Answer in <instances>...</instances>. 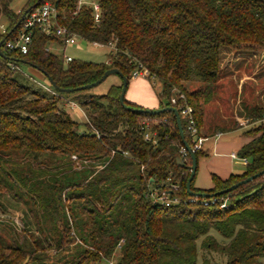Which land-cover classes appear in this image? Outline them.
<instances>
[{"label": "trees", "instance_id": "16d2710c", "mask_svg": "<svg viewBox=\"0 0 264 264\" xmlns=\"http://www.w3.org/2000/svg\"><path fill=\"white\" fill-rule=\"evenodd\" d=\"M44 1L56 7L58 24L89 43L112 47L107 60L65 61L45 49L60 39L37 30L27 53L7 50L23 12ZM76 1L26 0L15 11L11 0H0V193L24 201L43 237L30 241L23 220L22 239L14 230L12 243L0 237V264H197L199 257L211 264L213 256L222 259L218 264H264V173L222 194L190 196L191 159L180 152L172 111L124 108L116 74L119 82L103 94L73 91L86 117L78 122L64 106L65 92L45 76L47 90L22 70V64L37 65L60 88H74L117 68L128 87L141 65L148 80L160 82L158 108L180 111L187 104L200 129L222 50H264V0H98V25L88 6L75 13ZM188 83L200 87L189 91ZM124 103L141 107L126 98ZM251 113L254 122L262 118L264 96ZM180 120L190 143L186 119ZM245 133L252 138L237 152L248 161L244 171L226 178L212 173L208 189L194 186L195 173L192 191L215 193L264 169V122ZM200 154L195 151L197 169ZM170 184L178 186L170 190L179 201L153 202L151 190ZM19 189L28 199L15 195Z\"/></svg>", "mask_w": 264, "mask_h": 264}, {"label": "crops", "instance_id": "0c3cea01", "mask_svg": "<svg viewBox=\"0 0 264 264\" xmlns=\"http://www.w3.org/2000/svg\"><path fill=\"white\" fill-rule=\"evenodd\" d=\"M198 87L199 84H187L189 91ZM212 90L213 97L205 104L203 124L199 129L207 140L201 148L202 160L198 157V169L200 163L210 169V174H202V181L196 179L198 184L194 181V186L202 189L213 185L212 173L226 178L230 173H241L246 166L237 152L252 138L245 133L257 123L252 120V108L263 101L264 50L223 49L218 80ZM125 98L142 108L156 109L159 105L157 92L150 81L143 77L129 81ZM69 100L74 102L72 99H65V102ZM238 161L245 166L238 169L235 165ZM205 168L202 172H207Z\"/></svg>", "mask_w": 264, "mask_h": 264}, {"label": "rangeland", "instance_id": "374dc122", "mask_svg": "<svg viewBox=\"0 0 264 264\" xmlns=\"http://www.w3.org/2000/svg\"><path fill=\"white\" fill-rule=\"evenodd\" d=\"M25 1L26 0H11L10 6L15 11H19L24 5ZM2 21L6 23L3 18L1 19V22ZM48 46L53 53L59 56H62L63 54H65V55L71 56L74 59L94 61V62H105L107 60L109 52L112 49V47H109V46L93 45L92 43H89L82 39H78L74 44L66 45L65 48H63L62 45L57 44L56 42H51L48 44ZM22 70L25 72L26 75L32 77L37 83L44 85V86L47 85L46 77L42 73H40L38 70L34 69L31 66L25 65V64H22ZM132 79L133 78H131L130 81H132ZM149 81L152 84V88L158 93L161 87L160 82L157 79L156 80L150 79ZM118 82H119V77L115 73H112V74H109L99 84L93 87L87 88V89H83L81 92L86 93V94H103L108 90V88L112 84H115ZM192 84L200 85V83H192ZM75 94H76L75 92H68V93H63L62 95L64 96V99L73 100ZM69 102L71 101L69 100L68 103H66L65 100L63 101L64 106L69 112V114L71 115V117L78 122H83L84 120H86L84 109L80 105H78L76 101L74 102L76 103L78 107L75 106L77 108H74V107L72 108V106L69 105ZM258 124H259V121L256 123V125ZM256 125H254V127ZM199 160H202L201 156ZM235 165L237 166L238 169H241L242 167L245 166L240 161H238V163ZM78 167H79V164H78ZM203 168H205V166L204 165L202 166L200 163V168L197 169V172H196L195 181L196 179L202 181V178L204 179L202 174H210L209 173L210 169L205 168L207 172L206 171L202 172ZM207 178L209 179L208 175H207ZM196 183L198 184L197 181ZM15 195H20L23 199H28V196H29L27 192L22 193L20 189L15 192ZM28 209L29 208L24 203V201H22L18 196H14L10 191H5V192L0 193V237L4 239L7 243L13 242L14 235L12 234V230H14L15 232H18L20 229H23V226H24L22 222L23 220H26V221L28 220L29 222L27 224L28 225L27 228H28L29 234H32V235L29 236L28 239L30 241H33L36 238H39V240H42L43 237L41 236V233L37 230L34 224L35 219H33L31 214H29ZM18 237L19 239H22L23 234L21 232H18ZM48 254L51 257L54 256V250L49 249ZM261 260L264 263V257ZM211 261H212L211 264H218L220 261H222V259L213 256ZM105 264H109V263L106 262ZM113 264H116L115 259L113 260ZM197 264H202L200 257L198 258Z\"/></svg>", "mask_w": 264, "mask_h": 264}, {"label": "built area", "instance_id": "2783aa9c", "mask_svg": "<svg viewBox=\"0 0 264 264\" xmlns=\"http://www.w3.org/2000/svg\"><path fill=\"white\" fill-rule=\"evenodd\" d=\"M88 6L91 8V15L94 24L98 25L101 17V6L98 0H77L75 13L78 12L83 6ZM57 11L56 7L49 1H44L41 4H38L32 7L20 21L19 31L14 35L13 39L7 40L5 43V48L9 51H18L22 54L27 53L30 43L32 42V35L34 30L43 32L47 36H56L60 39V43L55 41L57 44H60L65 48L68 44H74L80 38L77 34L70 32L66 27L60 25L56 21ZM1 32L5 31V26L0 24ZM83 40V39H82ZM93 45H101L97 42H92ZM47 51H51L49 46H46ZM62 58L65 61H70L71 56L62 55ZM148 72L140 65L132 72V78L143 77L146 78ZM44 86V85H43ZM47 90L50 88L48 85L44 86ZM180 97L183 98V95L180 94ZM171 102H175V98H171ZM69 105L72 107L77 106L75 102H69ZM179 116L181 115L186 119V132L190 139V148L193 152L200 150L202 148L203 142L207 140V137L202 135L196 126L195 120L192 117L191 106L185 105L180 108L178 111ZM264 122V113L262 118L259 119V122ZM145 139H149L150 135L148 132L144 134ZM181 154H187V151L182 146L180 147ZM235 156V154L233 155ZM75 158V156H72ZM244 163H247L246 158H242ZM169 186V187H168ZM176 184L166 185L165 188H154L150 192V197L153 202L159 203L161 205L168 206L172 203H177L179 199L175 196H172L170 189H177ZM216 199L213 198L212 202ZM222 204L221 206H223ZM109 264H113L112 260L108 261Z\"/></svg>", "mask_w": 264, "mask_h": 264}, {"label": "water", "instance_id": "95a60500", "mask_svg": "<svg viewBox=\"0 0 264 264\" xmlns=\"http://www.w3.org/2000/svg\"><path fill=\"white\" fill-rule=\"evenodd\" d=\"M34 6H36V4ZM34 6H31V7L27 8L23 12V14L21 15L20 20L18 21V23H20V21L22 20V18L25 15V13H27ZM2 42H3V40L0 42V47H1V43ZM0 54L4 56L3 52L1 51V48H0ZM22 62H24V60H22ZM29 64L32 67H34L35 69L39 70L44 76H46L47 80L49 81V83L55 89H57L59 91H62V92H65V93L78 91V90H83V89H87V88L93 87V86L99 84L101 81H103L109 74L115 73V74H118L121 77V80H122L121 91H120V94H119V102L121 103V105L124 108H127L128 110H131V111L143 112V113H149V114L162 113V112H165L167 110L168 111H172L174 113L175 118H176V123H177L178 131H179V134H180V137H181V140H182L183 147L185 148V150L187 151V153L189 154L190 159H191V163L188 166L189 167V176H188L187 181H186V190H187V192H188V194L190 196L212 197L214 195L222 194V193L228 192V191L236 188L237 186H239V185H241L243 183L251 181L254 178H256L257 176H259V175L264 173V169H262L259 172L254 173V174H252V175H250V176H248V177H246V178H244L242 180H239L236 183L230 185L229 187L224 188V189H222V190H220L218 192H215V193L194 192V191L191 190V181H192V179H193V177H194V175L196 173L197 158H196L195 152H193L191 150L189 143L187 142V140L184 137L180 116H179V113H178L176 108H174V107H162V108H156V109H147V108H142V107H140V108H132L130 106H127L124 103L125 93H126V89H127V80H126L125 76L117 68H109V69L105 70L100 78H98L97 80H95V81H93L91 83L84 84V85H81V86H78V87H74V88H60L59 86L56 85V83L53 81V79L43 69H41L37 65H34V64H31V63H29ZM176 161H177L178 164L184 165L183 164V160H182L181 157L177 156L176 157Z\"/></svg>", "mask_w": 264, "mask_h": 264}]
</instances>
